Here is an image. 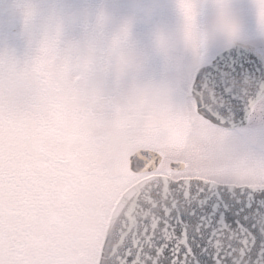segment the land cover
I'll return each mask as SVG.
<instances>
[{"label":"snow or ice","instance_id":"6c2138e0","mask_svg":"<svg viewBox=\"0 0 264 264\" xmlns=\"http://www.w3.org/2000/svg\"><path fill=\"white\" fill-rule=\"evenodd\" d=\"M0 264H264V0H0Z\"/></svg>","mask_w":264,"mask_h":264},{"label":"rangeland","instance_id":"374dc122","mask_svg":"<svg viewBox=\"0 0 264 264\" xmlns=\"http://www.w3.org/2000/svg\"><path fill=\"white\" fill-rule=\"evenodd\" d=\"M72 2L80 5H97L107 4L115 9L117 16L123 20L133 15L135 7L140 4L156 2V0H72ZM176 20L174 17L163 16L156 23L148 24L139 20L133 25L132 41L138 45L151 46L154 41V33L157 27L169 30L174 27ZM154 70H162V62H154Z\"/></svg>","mask_w":264,"mask_h":264}]
</instances>
